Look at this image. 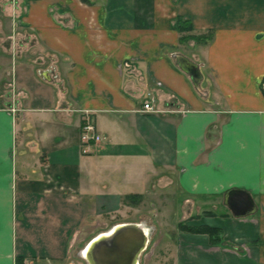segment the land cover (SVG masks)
<instances>
[{
	"label": "crops",
	"instance_id": "obj_1",
	"mask_svg": "<svg viewBox=\"0 0 264 264\" xmlns=\"http://www.w3.org/2000/svg\"><path fill=\"white\" fill-rule=\"evenodd\" d=\"M88 1L0 0V264H88L123 223L165 231L160 264H264V0ZM178 17L212 39L181 43ZM231 189L252 214L232 213Z\"/></svg>",
	"mask_w": 264,
	"mask_h": 264
},
{
	"label": "water",
	"instance_id": "obj_2",
	"mask_svg": "<svg viewBox=\"0 0 264 264\" xmlns=\"http://www.w3.org/2000/svg\"><path fill=\"white\" fill-rule=\"evenodd\" d=\"M186 67L193 76H198L195 65ZM225 204L237 217L252 214L255 210L251 195L243 189L228 191ZM149 237L143 224L123 223L95 237L82 251V256L88 264H139V256L147 247Z\"/></svg>",
	"mask_w": 264,
	"mask_h": 264
},
{
	"label": "trees",
	"instance_id": "obj_3",
	"mask_svg": "<svg viewBox=\"0 0 264 264\" xmlns=\"http://www.w3.org/2000/svg\"><path fill=\"white\" fill-rule=\"evenodd\" d=\"M84 2H89L88 0H83ZM174 27L181 33L180 42H186L189 39H195L199 43H207L212 39V31L203 32L200 34H194V27L191 20L183 17H178ZM192 32V33H191ZM213 213V212H209ZM179 229L197 232V233H206L209 236L211 244H221L223 242V231L219 227L209 226V225H187L184 222L178 224ZM17 264H24L22 259H17Z\"/></svg>",
	"mask_w": 264,
	"mask_h": 264
},
{
	"label": "rangeland",
	"instance_id": "obj_4",
	"mask_svg": "<svg viewBox=\"0 0 264 264\" xmlns=\"http://www.w3.org/2000/svg\"><path fill=\"white\" fill-rule=\"evenodd\" d=\"M177 201L178 199H176V202ZM179 211H180L179 207H177L174 212L175 214L174 218L175 216H179L180 214ZM137 214H138L137 211H135L134 209H130V210H126L121 213H116L113 216L103 217L102 221H105L106 224L105 225L100 224L98 226H95L94 233H96L98 230H101L102 228L109 229L116 222H121V221L133 222L131 221V219L133 220L134 217L135 219H138L141 215V214H138V215ZM161 234L163 236L166 235L165 231L160 230V229L152 231V234L150 235L149 241L147 243V247L142 251V253L139 256V264H160L158 260L156 259V255L158 254L160 245L156 246V244L159 242V239L161 238ZM87 238L88 237L85 238V236L83 237V239L80 241V247L83 246V242L87 240ZM80 263L86 264L84 262L82 263V261Z\"/></svg>",
	"mask_w": 264,
	"mask_h": 264
},
{
	"label": "built area",
	"instance_id": "obj_5",
	"mask_svg": "<svg viewBox=\"0 0 264 264\" xmlns=\"http://www.w3.org/2000/svg\"><path fill=\"white\" fill-rule=\"evenodd\" d=\"M262 90L264 91V81L262 83ZM143 106L145 110L154 111L151 100H146ZM13 110L15 112V109ZM82 113L80 140L83 145V151L89 152L93 144L100 142L101 135L98 131L96 117L93 111L86 109Z\"/></svg>",
	"mask_w": 264,
	"mask_h": 264
},
{
	"label": "bare ground",
	"instance_id": "obj_6",
	"mask_svg": "<svg viewBox=\"0 0 264 264\" xmlns=\"http://www.w3.org/2000/svg\"><path fill=\"white\" fill-rule=\"evenodd\" d=\"M101 236H103V235H101ZM88 249H89V247L85 250V253H86V254H87Z\"/></svg>",
	"mask_w": 264,
	"mask_h": 264
}]
</instances>
